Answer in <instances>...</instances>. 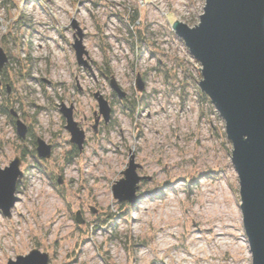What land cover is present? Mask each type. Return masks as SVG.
Here are the masks:
<instances>
[{
  "label": "rangeland",
  "instance_id": "obj_1",
  "mask_svg": "<svg viewBox=\"0 0 264 264\" xmlns=\"http://www.w3.org/2000/svg\"><path fill=\"white\" fill-rule=\"evenodd\" d=\"M205 5L0 0V165L19 157L24 172L12 218L0 210V264L35 248L48 264H253L226 123L173 30L176 21L198 26ZM74 22L87 65L76 58ZM96 93L111 107L106 123ZM2 104L27 126L25 139ZM63 106L85 132L82 152ZM38 138L52 146L49 159L34 153ZM132 158L142 178L135 204L113 192ZM219 232L227 235L215 240Z\"/></svg>",
  "mask_w": 264,
  "mask_h": 264
},
{
  "label": "water",
  "instance_id": "obj_2",
  "mask_svg": "<svg viewBox=\"0 0 264 264\" xmlns=\"http://www.w3.org/2000/svg\"><path fill=\"white\" fill-rule=\"evenodd\" d=\"M200 24L190 27L176 21L173 30L191 55L202 66L199 88L210 98L213 106L226 123L227 138L233 144L232 163L239 176L241 209L246 237L253 264H264V0H206ZM78 38L73 45L79 64L87 65L84 55L83 33L77 23ZM8 57L0 49V71ZM200 70V69H199ZM139 90L143 81L138 76ZM111 86L120 99L125 93L117 83ZM100 114L105 123L110 120L111 107L96 93ZM66 128L80 152L84 149L85 132L74 120L73 109H61ZM16 118L17 114L12 112ZM17 133L25 139L28 128L18 118ZM37 155L49 159L53 148L42 138L37 139ZM21 158L16 157L9 166L0 165V210L12 218V209L18 201L17 188L24 172ZM123 179L113 187L114 198L119 202L135 204L138 200L140 168L132 158ZM77 222L81 223L80 213ZM9 264H48L49 254L35 248L30 254L18 256Z\"/></svg>",
  "mask_w": 264,
  "mask_h": 264
},
{
  "label": "trees",
  "instance_id": "obj_3",
  "mask_svg": "<svg viewBox=\"0 0 264 264\" xmlns=\"http://www.w3.org/2000/svg\"><path fill=\"white\" fill-rule=\"evenodd\" d=\"M1 75V74H0ZM1 107L3 108V110H4V112H5V114H7L9 117H11V113H12V111H11V108L8 106V105H6V106H4L3 104L1 105ZM13 122H15V120L13 119ZM33 147H34V153L37 151V149H36V147H37V140H34L33 141ZM79 149V148H78ZM78 149L76 148L75 149V151L76 152H78ZM80 151V150H79ZM38 156V155H37ZM40 163V162H39ZM47 173V175L49 176V177H51V174L49 173V172H46ZM55 179V180H54ZM51 180H53L55 183L53 184V185H55V187L56 188H58V186L59 185H61L62 184V182L63 181H61V179H57L56 180V178H51Z\"/></svg>",
  "mask_w": 264,
  "mask_h": 264
},
{
  "label": "bare ground",
  "instance_id": "obj_4",
  "mask_svg": "<svg viewBox=\"0 0 264 264\" xmlns=\"http://www.w3.org/2000/svg\"><path fill=\"white\" fill-rule=\"evenodd\" d=\"M210 229V231H214V229L211 227V228H209ZM227 235V233L226 232H219V233H216L215 234V240L216 239H220V237H224V236H226ZM222 241V246L224 247V249H227L226 248V245H228V243L227 242H223V240H221Z\"/></svg>",
  "mask_w": 264,
  "mask_h": 264
}]
</instances>
